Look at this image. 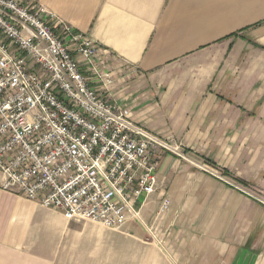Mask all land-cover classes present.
Returning <instances> with one entry per match:
<instances>
[{"label": "crops", "instance_id": "1", "mask_svg": "<svg viewBox=\"0 0 264 264\" xmlns=\"http://www.w3.org/2000/svg\"><path fill=\"white\" fill-rule=\"evenodd\" d=\"M22 1L94 39L113 79L103 89L79 59L89 85L183 156L158 151L141 223L118 230L4 190L0 173V264H264V0Z\"/></svg>", "mask_w": 264, "mask_h": 264}, {"label": "built area", "instance_id": "2", "mask_svg": "<svg viewBox=\"0 0 264 264\" xmlns=\"http://www.w3.org/2000/svg\"><path fill=\"white\" fill-rule=\"evenodd\" d=\"M99 52L94 39L42 5L0 0L1 188L68 220L118 230L129 219L141 223L158 151L183 152L89 85L79 59L103 89L113 79L97 65ZM159 208L167 211L170 200Z\"/></svg>", "mask_w": 264, "mask_h": 264}, {"label": "rangeland", "instance_id": "3", "mask_svg": "<svg viewBox=\"0 0 264 264\" xmlns=\"http://www.w3.org/2000/svg\"><path fill=\"white\" fill-rule=\"evenodd\" d=\"M86 222V221H85ZM87 222H90V221H87ZM101 225V224H100ZM116 230V229H115Z\"/></svg>", "mask_w": 264, "mask_h": 264}]
</instances>
